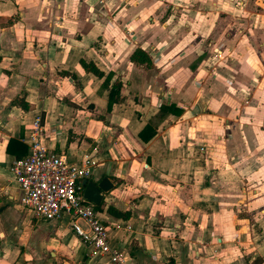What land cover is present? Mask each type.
<instances>
[{
    "label": "crops",
    "instance_id": "crops-1",
    "mask_svg": "<svg viewBox=\"0 0 264 264\" xmlns=\"http://www.w3.org/2000/svg\"><path fill=\"white\" fill-rule=\"evenodd\" d=\"M37 116L42 143L113 183L90 202L121 262L18 203L6 146ZM0 264H264V0H0Z\"/></svg>",
    "mask_w": 264,
    "mask_h": 264
},
{
    "label": "built area",
    "instance_id": "built-area-1",
    "mask_svg": "<svg viewBox=\"0 0 264 264\" xmlns=\"http://www.w3.org/2000/svg\"><path fill=\"white\" fill-rule=\"evenodd\" d=\"M26 129L27 152L9 165L20 193V206L41 221L68 214L71 228L88 245L90 257L107 256L112 262H121V252L110 245L107 225L83 196L81 180L91 174L93 161L86 157L70 162L65 153L55 152L42 143L39 116Z\"/></svg>",
    "mask_w": 264,
    "mask_h": 264
},
{
    "label": "trees",
    "instance_id": "trees-1",
    "mask_svg": "<svg viewBox=\"0 0 264 264\" xmlns=\"http://www.w3.org/2000/svg\"><path fill=\"white\" fill-rule=\"evenodd\" d=\"M130 61L139 64V65H149L151 63V58L149 55L143 51L141 48L136 47L129 55ZM81 66L86 70V71H91L95 75L102 76V72L96 67V65L89 61H85L83 59L80 60ZM73 76V75H72ZM109 81V77L106 76L102 85L105 86ZM120 87L121 83L119 81H116L110 88L109 94H108V102L106 106V110L109 111L111 109V106L115 102H119L121 100V95H120ZM12 104L17 105L21 107L22 109H29L31 105L27 103L23 97H19L18 95L13 98L11 101ZM160 110L163 113H173V114H180L181 109L178 108L175 104L171 103L169 105H161ZM155 133V127L151 123H147L144 125V127L139 131L138 136L141 138L143 141L149 140ZM16 143L17 148L15 150L10 148V144ZM6 150H9L15 155V158L22 157L26 154L27 146L23 145L20 142H17L14 139H9L7 142ZM95 209H98L100 207V204H94ZM107 212L110 213L111 215L117 216V217H122V218H127L129 217V211H123L120 209L115 208L113 205H109L107 207Z\"/></svg>",
    "mask_w": 264,
    "mask_h": 264
},
{
    "label": "water",
    "instance_id": "water-1",
    "mask_svg": "<svg viewBox=\"0 0 264 264\" xmlns=\"http://www.w3.org/2000/svg\"><path fill=\"white\" fill-rule=\"evenodd\" d=\"M81 183L84 185V198L95 204L99 203L104 193H107L114 187L113 183L106 176L95 182L82 179Z\"/></svg>",
    "mask_w": 264,
    "mask_h": 264
},
{
    "label": "rangeland",
    "instance_id": "rangeland-1",
    "mask_svg": "<svg viewBox=\"0 0 264 264\" xmlns=\"http://www.w3.org/2000/svg\"><path fill=\"white\" fill-rule=\"evenodd\" d=\"M249 2V1H248ZM216 62H218V61H216ZM225 77H226V75H225Z\"/></svg>",
    "mask_w": 264,
    "mask_h": 264
}]
</instances>
